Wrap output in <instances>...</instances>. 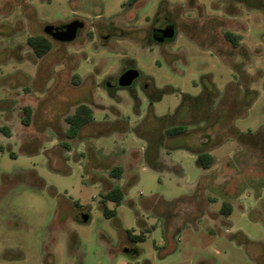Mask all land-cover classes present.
Instances as JSON below:
<instances>
[{"label": "rangeland", "instance_id": "1", "mask_svg": "<svg viewBox=\"0 0 264 264\" xmlns=\"http://www.w3.org/2000/svg\"><path fill=\"white\" fill-rule=\"evenodd\" d=\"M122 2L0 0V264H264V0ZM157 10L175 26L161 46L134 34ZM76 17L120 29L33 56L27 38ZM128 67L131 88L104 86ZM78 104L93 121L69 139Z\"/></svg>", "mask_w": 264, "mask_h": 264}, {"label": "trees", "instance_id": "2", "mask_svg": "<svg viewBox=\"0 0 264 264\" xmlns=\"http://www.w3.org/2000/svg\"><path fill=\"white\" fill-rule=\"evenodd\" d=\"M224 39L232 46L237 47L239 43V36H235L231 33L224 32L223 34ZM27 46L32 51L33 56L36 59L42 58L45 54L49 52L51 49V42L50 40L44 38V37H29L26 40ZM31 119V109L28 106H24L22 108V117H21V123L24 126H28ZM168 119V118H167ZM64 121L67 124L66 129V137L69 139L76 138L79 131L87 124L91 123L93 121V111L89 106L86 104H78L74 111L71 114H68L64 117ZM6 129L3 128L2 131H5ZM185 128L182 124L179 125H171L168 128L164 130V134L168 137H176L181 136L185 133ZM4 135L9 137L8 132H4ZM213 163V157L206 152H196V164L203 168V169H209L212 166ZM122 173V168L120 166L113 167L109 171V175L112 178L119 179L120 175ZM123 199V192L122 189L119 186L112 187L107 192L101 194V200L100 203L102 205V211L105 217H112L115 215V212L112 210H108L105 207L106 202H112L116 206L121 203ZM220 212L224 213L225 215L230 214V207L227 204H223ZM126 238L129 242L135 243V242H141L143 241L142 235H132L129 231H126L125 233ZM133 254H135L134 250H130Z\"/></svg>", "mask_w": 264, "mask_h": 264}, {"label": "flooded vegetation", "instance_id": "3", "mask_svg": "<svg viewBox=\"0 0 264 264\" xmlns=\"http://www.w3.org/2000/svg\"><path fill=\"white\" fill-rule=\"evenodd\" d=\"M146 3V0H123V2L121 3V8L122 9H130V8H133V7H141V6H143L144 4ZM140 4V5H139ZM72 21H80V22H82L83 23V27L81 28V29H79L78 31H77V34L79 33V31H85L86 32V29L88 30V24L89 23H86L85 21H84V19L83 18H73V19H71V20H69V21H67L65 24H68V23H70V22H72ZM144 22H145V24H144V27H142V28H139V29H136L135 31H134V34L136 33V31H137V33L136 34H139V33H141V32H143V35H141V34H139L140 35V37H142L143 38V40H145V41H147V39L149 40V43H151V44H154V45H156V46H161V45H163V44H165V43H167V42H169V41H171V40H169V41H164V42H162V43H157V42H155L154 41V38H156V37H159V34L157 33V31L158 30H161V29H163V28H165V27H167V26H173V28H174V31H175V26L173 25V24H171V23H169L168 21H167V19H163V18H161V17H159V12H158V10L155 12V14L153 15V17H144ZM102 23H100V24H97V23H92V27H91V29L90 30H88L87 32H86V35L90 38V39H94L95 37L96 38H100V39H103V40H105V39H107V37L109 36V35H111L112 34V32H118L119 31V29H120V27H114L113 25H111L110 27H106L105 28V30H106V33H105V35H99L98 33H99V30L100 29H102V28H104L102 25H101ZM62 25H64V24H62ZM62 25H60V26H62ZM54 27H56V26H54ZM76 34V35H77ZM45 36H38V37H44V38H46V39H48V40H51L52 42H56V41H54L50 36H48V35H46V34H44ZM37 37V36H36ZM144 41V42H145ZM141 45H143V43L141 44ZM130 69H133L132 67H128V68H126V69H124L123 71H121V73H119V75L116 77V78H113V79H110V80H106L105 82H103V84H104V86L107 88V89H116V88H119V86L117 85V80H118V78L120 77V75L123 73V72H125V71H127V70H130ZM140 78V73H139V75H138V77L132 82V84L128 87V88H131L132 87V85L138 80ZM143 80V79H142ZM144 81V80H143ZM141 82V84H140V88L142 89V90H144V91H147V89H148V82ZM146 93V92H145Z\"/></svg>", "mask_w": 264, "mask_h": 264}, {"label": "water", "instance_id": "4", "mask_svg": "<svg viewBox=\"0 0 264 264\" xmlns=\"http://www.w3.org/2000/svg\"><path fill=\"white\" fill-rule=\"evenodd\" d=\"M83 27V23L80 21H72L66 25H63L58 28L52 26H45L43 28V33L50 36L54 41L61 43L72 42L77 34V31ZM157 33L159 37L154 38V41L157 43H162L164 41H169L174 37L175 31L173 26H167L161 30H158ZM139 73L130 69L123 72L117 80V85L120 88L129 87L132 82L138 77ZM88 220L87 216H81L78 221L86 222ZM126 253L129 255H134L130 250H126Z\"/></svg>", "mask_w": 264, "mask_h": 264}]
</instances>
